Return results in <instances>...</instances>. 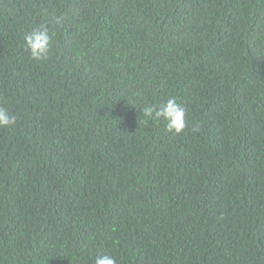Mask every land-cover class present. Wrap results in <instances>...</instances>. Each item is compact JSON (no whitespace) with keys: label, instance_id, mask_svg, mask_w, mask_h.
<instances>
[{"label":"trees","instance_id":"trees-1","mask_svg":"<svg viewBox=\"0 0 264 264\" xmlns=\"http://www.w3.org/2000/svg\"><path fill=\"white\" fill-rule=\"evenodd\" d=\"M0 107V264H264V0H0Z\"/></svg>","mask_w":264,"mask_h":264},{"label":"clouds","instance_id":"clouds-1","mask_svg":"<svg viewBox=\"0 0 264 264\" xmlns=\"http://www.w3.org/2000/svg\"><path fill=\"white\" fill-rule=\"evenodd\" d=\"M65 20L64 16L54 18L57 26H61ZM52 34L46 24H40L24 36L25 48L30 52L33 60L47 59L52 45ZM143 114L155 120H163L166 130L179 134L186 128L187 109L177 102L175 97H170L159 104H147L142 108ZM17 122L7 108L0 107V128L11 127ZM197 128H193L196 131ZM94 264H117L115 257L108 254L96 256Z\"/></svg>","mask_w":264,"mask_h":264}]
</instances>
